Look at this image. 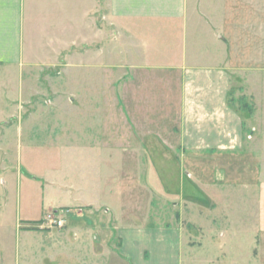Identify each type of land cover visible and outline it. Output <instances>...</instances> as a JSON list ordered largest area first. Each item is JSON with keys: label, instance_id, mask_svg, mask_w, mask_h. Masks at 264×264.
Wrapping results in <instances>:
<instances>
[{"label": "rangeland", "instance_id": "rangeland-1", "mask_svg": "<svg viewBox=\"0 0 264 264\" xmlns=\"http://www.w3.org/2000/svg\"><path fill=\"white\" fill-rule=\"evenodd\" d=\"M134 36L88 31L85 48L54 61L0 64L1 249L17 247V264H135L126 228L142 243L137 264H264V64L230 70L242 140L184 158L173 130L182 80L162 64L144 71ZM159 93L163 128L141 108Z\"/></svg>", "mask_w": 264, "mask_h": 264}, {"label": "crops", "instance_id": "crops-1", "mask_svg": "<svg viewBox=\"0 0 264 264\" xmlns=\"http://www.w3.org/2000/svg\"><path fill=\"white\" fill-rule=\"evenodd\" d=\"M104 30L133 32L130 56H138L134 50L143 40L144 71L162 64L178 72L182 86L173 130L187 149L179 155L207 158L242 140L244 118L228 98L230 70L264 64V0H0V64L51 62L55 55L69 54L72 46L85 48L88 31ZM158 95L156 103L141 108L160 112L157 126L163 128L165 98ZM138 107L128 104L127 110ZM122 230V252L137 264L136 254L143 259L142 243ZM154 242L155 247L165 245ZM0 264H17L12 243L0 247Z\"/></svg>", "mask_w": 264, "mask_h": 264}, {"label": "built area", "instance_id": "built-area-1", "mask_svg": "<svg viewBox=\"0 0 264 264\" xmlns=\"http://www.w3.org/2000/svg\"><path fill=\"white\" fill-rule=\"evenodd\" d=\"M45 218V223L51 227H63V225L65 224L64 218H57L52 213L47 214Z\"/></svg>", "mask_w": 264, "mask_h": 264}]
</instances>
